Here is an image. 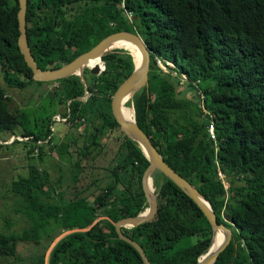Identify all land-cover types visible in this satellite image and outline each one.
Listing matches in <instances>:
<instances>
[{
    "label": "trees",
    "instance_id": "obj_1",
    "mask_svg": "<svg viewBox=\"0 0 264 264\" xmlns=\"http://www.w3.org/2000/svg\"><path fill=\"white\" fill-rule=\"evenodd\" d=\"M18 11V0H0V75L8 84L0 85V133L29 138L10 146L23 144L28 160L39 149L41 159L57 140L51 131L57 115L31 121L25 109H12L8 88L46 84L34 80L19 47ZM37 16L45 22L33 27ZM41 29L44 36L38 35ZM27 31L42 70L72 62L110 34L138 32L151 51L148 84L127 106H132L138 126L163 160L205 196L218 222L232 229V241L215 264H264V0H28ZM156 58L172 62L190 81H199L211 118L202 117L193 86L180 85L163 73ZM103 63L105 71L87 81L88 89L78 76L60 79L62 89L69 92L59 104L71 100L64 119L91 121L66 147L70 168L78 175L87 176L108 141L118 143L107 183L66 205L50 203L49 174L30 166L27 175L13 180L12 193L19 202L16 212L26 222L36 214L39 220L21 236L0 233V255L22 262L18 245H38L40 228L51 222L59 232L49 236L45 250L64 232L88 228L99 217L115 222L147 209L141 177L148 160L124 135L110 108V95L134 69L133 57L125 49H115L103 56ZM86 91L90 96L85 103L73 100ZM210 120L216 145L206 131ZM78 126H72L75 132ZM219 170L226 175L228 189ZM152 180L157 213L138 227L121 228L122 233L154 264H197L212 241L210 223L159 171ZM93 185L94 181L85 191ZM109 220L64 238L48 264H144L118 238ZM192 238L198 240L191 244Z\"/></svg>",
    "mask_w": 264,
    "mask_h": 264
},
{
    "label": "rangeland",
    "instance_id": "obj_2",
    "mask_svg": "<svg viewBox=\"0 0 264 264\" xmlns=\"http://www.w3.org/2000/svg\"><path fill=\"white\" fill-rule=\"evenodd\" d=\"M39 24H41V21H37L34 17L32 26L38 27ZM43 34H45V32L41 29L38 35L42 36ZM40 45H42V42H40ZM92 76L93 75L90 74L89 76H86V78L85 76L83 78L87 89V81L89 78L91 79ZM0 85L8 87V84L1 75ZM59 86V83H54L52 84V87L51 85L46 84L41 86L35 84L26 90L8 88V93L12 98V109L14 111H17L20 108L25 109L27 120L29 119L32 121L35 118H40L41 115L48 116L56 114V118H59L60 121H65L62 123L60 121L58 122L57 119L55 122V117H53V121L55 122L52 126L55 131L53 141L57 140L54 143V147L52 146V150H46L45 155H43L41 159H39V155L37 158L31 160L24 158L16 161L11 159L12 157L17 156V152H14L13 150L21 148V150L26 151V147L23 144L17 143L13 146H10V144L7 146H0V233L21 236L24 230L33 227L34 222L39 220L38 215L36 214L34 220L32 219L26 222L22 213L16 212V209L19 208V202L12 193L13 180L17 177L19 178L20 176L23 177L24 175H27L30 166H36L42 173L47 172L49 174L51 185L47 189L51 197V200L49 201L50 203H65L66 205L69 202L74 201L76 196L83 197L95 193L97 187L104 186L108 181L106 178L107 169L110 168L109 166L115 157L116 149L118 147V143L112 139L108 141V144L104 147L102 154L93 164L91 170H87V176L85 173L78 175L77 169L70 168L66 147L71 138L77 136V133L82 134L83 129L86 126L91 125V121L87 122L85 119H76L73 122H70L63 118L66 106L71 100L67 101L66 104H59L63 100L62 98L66 99L69 92L68 90L59 89ZM87 93V96L84 95L76 100L85 103L87 97L90 95L88 91ZM129 100L130 99H128V101ZM125 105L127 106V102ZM127 107L132 108L131 105ZM76 123L79 124L76 129L77 132H75V129L72 127L75 126ZM12 137V133H0V139L8 142L13 139ZM69 149L71 151L73 148ZM92 181H94V185L91 186L89 191H85ZM57 183L60 184V186H58ZM57 187L59 188L57 189ZM226 221H228L227 218ZM58 232L59 227L54 222L47 225L45 224L44 227H41L39 230L41 240L38 245L32 243H21L18 245V252L23 258L22 262H15L11 258L0 255V264H40L41 261L44 263V258L49 249L45 250L44 247L49 243V236H54ZM208 236L209 235L206 234L205 236H200V238L204 239ZM196 240L198 239L192 238L190 239V243L193 244Z\"/></svg>",
    "mask_w": 264,
    "mask_h": 264
},
{
    "label": "water",
    "instance_id": "obj_3",
    "mask_svg": "<svg viewBox=\"0 0 264 264\" xmlns=\"http://www.w3.org/2000/svg\"><path fill=\"white\" fill-rule=\"evenodd\" d=\"M18 23H19V47L22 54L25 57V61L28 66L34 72V80L41 83H51L57 80H63L71 76H78L82 80V84L87 89L84 82V71L90 69L92 75H100L105 71L106 67L103 63V56L115 49V45L120 42H125L133 45L142 57L141 64L137 65V62L133 58L134 69L132 72L118 85L114 93L110 97L111 114L114 120L121 128L124 135L141 149L144 156L148 160V166L143 172L141 177V187L148 204L147 209L139 213L136 216L125 217L117 221H111L107 217H99L95 220L91 226L81 230L67 231L57 237L49 249L47 250L44 258V264L49 262L50 255L54 248L66 237L74 234H80L82 232L89 231L98 221L106 219L109 220L115 229V232L120 240L130 245L142 258L144 264H154L147 257L144 249L131 238L125 236L121 228L138 227L148 220H150L158 211L157 197L154 193L152 174L155 171H159L173 184H175L189 199L199 207L208 222L210 223L213 231V237L208 251L203 255L197 264H215L220 254L230 245L233 238V231L231 228L220 224L217 216L213 210L211 203L205 198V196L196 189L190 182L183 178L179 173L173 170L161 157L158 150L153 146L146 133L138 126L135 115L133 120H127L121 115V105L124 99H131L132 96L146 87L148 84V74L151 62V51L144 43L142 37L138 32L120 31L108 35L96 44L92 49L83 53L70 63L61 65L54 70H42L36 60L33 49L30 45L29 33L27 31V10L28 0H18ZM127 50V49H125ZM128 51V50H127ZM133 57V54L130 52ZM92 60H99V64L90 66L89 63ZM87 91L85 96H87ZM133 110V109H132ZM134 113V110H133ZM218 231L225 233V240L219 245L215 252H210L211 247L216 242Z\"/></svg>",
    "mask_w": 264,
    "mask_h": 264
},
{
    "label": "built area",
    "instance_id": "obj_4",
    "mask_svg": "<svg viewBox=\"0 0 264 264\" xmlns=\"http://www.w3.org/2000/svg\"><path fill=\"white\" fill-rule=\"evenodd\" d=\"M122 7L123 9H125V6L124 4H122ZM126 16L127 18H129L130 20L132 19V14L127 12L126 11ZM156 64H157V67L163 72V73H166V74H170L171 76L177 78V80L179 81V84L180 85H186V84H191L195 90V95H196V99L198 101V109L201 111L202 113V117H205L207 115L210 116L211 118V115L210 113L207 111L206 107H205V104H204V100H205V96H204V92L203 90L199 87V81H190L187 73H184V72H180L176 67L175 65L172 63V62H167V61H162L158 58H156ZM58 119V120H57ZM56 120L59 122V118H55L54 121L56 122ZM65 120H62L60 122H64ZM52 132H54L53 129H51ZM207 134L209 136V139L213 142H215V133H214V125H213V122L212 120H210V123L209 125L207 126ZM33 138V137H32ZM29 138L27 137H14L10 142L6 141V142H1L0 141V145H5V144H11L13 143L15 140H19V141H27ZM43 143L42 142H38L37 143V146H42ZM215 145H216V142H215ZM40 155V151L39 149H36L35 152H34V157H38ZM216 165H217V162H216ZM219 177L220 179L224 182V185H225V188L228 189V186H227V183H226V175L221 171L219 170Z\"/></svg>",
    "mask_w": 264,
    "mask_h": 264
},
{
    "label": "bare ground",
    "instance_id": "obj_5",
    "mask_svg": "<svg viewBox=\"0 0 264 264\" xmlns=\"http://www.w3.org/2000/svg\"><path fill=\"white\" fill-rule=\"evenodd\" d=\"M114 48H123L127 49L129 52L133 54V58L137 62V65L141 64L142 62V57L139 54V51L131 44L125 43V42H120L119 44L115 45ZM99 62V60H92L90 61L89 65L92 66L93 64ZM126 102H129L128 99H124L122 101L121 105V115L127 119V120H133L134 119V113L132 108L127 107L125 105ZM225 240V233L223 231H218V236L216 239V242L214 245L211 247L210 252H215V250L219 247V245Z\"/></svg>",
    "mask_w": 264,
    "mask_h": 264
},
{
    "label": "flooded vegetation",
    "instance_id": "obj_6",
    "mask_svg": "<svg viewBox=\"0 0 264 264\" xmlns=\"http://www.w3.org/2000/svg\"><path fill=\"white\" fill-rule=\"evenodd\" d=\"M36 18V20L37 21H41V24H39L38 26H42L43 25V23L45 22V19L44 18H42V17H39V16H37V17H35ZM40 32V31H39ZM91 74V72H90V69H85V71H84V76H85V78H86V76H89ZM92 75V74H91ZM93 76H95V75H93ZM100 75H96V77H99ZM92 79V78H91ZM90 78H89V80L88 81H92ZM81 82H82V80H81ZM54 83H59V89H62V84L60 83V81L59 80H57L56 82H51V83H46V85H51V87H52V84H54ZM58 89V90H59ZM90 96V95H89ZM76 99H79V98H74L73 100H76ZM89 99V97H87V99L86 100H88Z\"/></svg>",
    "mask_w": 264,
    "mask_h": 264
},
{
    "label": "crops",
    "instance_id": "obj_7",
    "mask_svg": "<svg viewBox=\"0 0 264 264\" xmlns=\"http://www.w3.org/2000/svg\"><path fill=\"white\" fill-rule=\"evenodd\" d=\"M57 117V116H56ZM55 117V118H56ZM14 137H17V136H15V135H13V137L12 138H14ZM0 141L1 142H6V140H3V139H0ZM14 152H17V156H14V157H12L11 159H13V160H21V159H24L25 157H24V150H21V148H18V149H16V150H13ZM36 158V157H35ZM0 160H1V158H0Z\"/></svg>",
    "mask_w": 264,
    "mask_h": 264
}]
</instances>
